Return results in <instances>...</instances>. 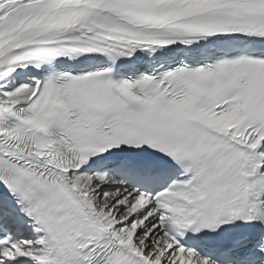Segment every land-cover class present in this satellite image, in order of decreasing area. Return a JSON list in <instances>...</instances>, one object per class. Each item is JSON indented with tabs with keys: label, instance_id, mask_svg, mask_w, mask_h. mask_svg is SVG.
<instances>
[{
	"label": "snow or ice",
	"instance_id": "obj_1",
	"mask_svg": "<svg viewBox=\"0 0 264 264\" xmlns=\"http://www.w3.org/2000/svg\"><path fill=\"white\" fill-rule=\"evenodd\" d=\"M0 264H264V0H0Z\"/></svg>",
	"mask_w": 264,
	"mask_h": 264
}]
</instances>
